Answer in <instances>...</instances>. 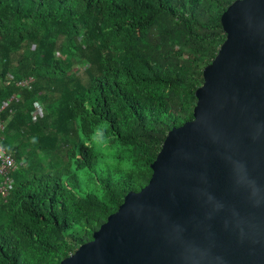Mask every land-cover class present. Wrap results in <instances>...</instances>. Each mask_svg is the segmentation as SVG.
Wrapping results in <instances>:
<instances>
[{"label":"trees","instance_id":"obj_1","mask_svg":"<svg viewBox=\"0 0 264 264\" xmlns=\"http://www.w3.org/2000/svg\"><path fill=\"white\" fill-rule=\"evenodd\" d=\"M233 1L0 0V146L16 166L0 264H60L146 184L164 136L192 119ZM95 129L139 173H99ZM93 173L101 193L81 196Z\"/></svg>","mask_w":264,"mask_h":264},{"label":"water","instance_id":"obj_2","mask_svg":"<svg viewBox=\"0 0 264 264\" xmlns=\"http://www.w3.org/2000/svg\"><path fill=\"white\" fill-rule=\"evenodd\" d=\"M192 119L60 264H264V0H235Z\"/></svg>","mask_w":264,"mask_h":264},{"label":"rangeland","instance_id":"obj_3","mask_svg":"<svg viewBox=\"0 0 264 264\" xmlns=\"http://www.w3.org/2000/svg\"><path fill=\"white\" fill-rule=\"evenodd\" d=\"M83 67H85V63L80 62L73 69L75 71H78V69L80 70ZM42 111L43 106L37 102L36 112L41 113ZM91 140L95 146L97 157L99 160V173H101L102 170H107V168L110 169L112 175L114 168L117 169V171L121 174L129 173L135 176L137 173H139V170L132 166L129 161L126 160L124 148L118 145L109 134H104L102 129H95L91 131ZM79 175L80 177L77 187L82 190L81 196H84L86 191L101 193V187L95 176V173H93V178L83 176L81 174ZM145 178V175L141 178V184H144Z\"/></svg>","mask_w":264,"mask_h":264},{"label":"built area","instance_id":"obj_4","mask_svg":"<svg viewBox=\"0 0 264 264\" xmlns=\"http://www.w3.org/2000/svg\"><path fill=\"white\" fill-rule=\"evenodd\" d=\"M29 82V81H28ZM23 82H19L18 84L27 85L28 84ZM7 102H5L2 107H5ZM16 166L13 159L10 156L4 154L2 147L0 146V196L6 198L9 196V189H10V177L11 174L15 171Z\"/></svg>","mask_w":264,"mask_h":264}]
</instances>
